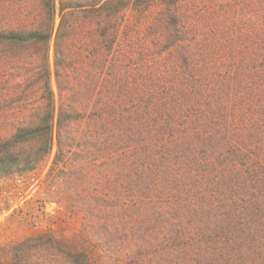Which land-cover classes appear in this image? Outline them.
<instances>
[{"label": "trees", "instance_id": "trees-1", "mask_svg": "<svg viewBox=\"0 0 264 264\" xmlns=\"http://www.w3.org/2000/svg\"><path fill=\"white\" fill-rule=\"evenodd\" d=\"M37 1L43 24L0 31L44 60L38 113L0 137V175L53 153L47 196L82 222L0 264H264V2Z\"/></svg>", "mask_w": 264, "mask_h": 264}, {"label": "rangeland", "instance_id": "rangeland-1", "mask_svg": "<svg viewBox=\"0 0 264 264\" xmlns=\"http://www.w3.org/2000/svg\"><path fill=\"white\" fill-rule=\"evenodd\" d=\"M217 1H219L218 4L221 2H230L227 4L233 6H240L248 3V0H216V2ZM257 1L264 2V0H255V2ZM156 10L157 9L144 15L141 25L137 30L142 31L146 29L148 22L154 18L157 13ZM123 17L125 22L129 24L140 16L127 11L123 14ZM43 19L44 15L37 0H0V31L34 29L44 23ZM58 21L59 18L56 16L54 19V28H56ZM131 40L137 45L139 39L133 36ZM51 46L52 43H50L48 53L50 72L53 70ZM43 67L44 60L42 50L40 49H24L18 52V55L14 56L9 49L0 47V132H2L0 133V137L5 138L6 133L4 128L7 129L6 125L16 122L19 118H28L38 113L36 106H40L41 104V93L38 91V79L36 81L35 77H38ZM51 86L55 93L56 89L53 75H51ZM36 91L37 93H35ZM52 157L53 153H51L49 158L42 160L39 164V177H41L42 180H44V178L46 180V174L51 166ZM45 196V200L49 201L51 204H48L47 210H44V212L43 209L39 207V224L40 222H43V225L46 224L49 226L56 224V229L62 230L61 232L64 234H75L82 222L81 215L72 212V210L63 203L64 205L61 207L62 215L60 216V211L57 209L59 206L58 202L60 203V201H58L59 197L55 188L54 190L50 189L51 197ZM50 211L52 213H50ZM40 234V230L39 233L28 231L27 233L15 232L0 240V251H6L12 245L28 238L39 237ZM1 261L0 252V262Z\"/></svg>", "mask_w": 264, "mask_h": 264}, {"label": "built area", "instance_id": "built-area-1", "mask_svg": "<svg viewBox=\"0 0 264 264\" xmlns=\"http://www.w3.org/2000/svg\"><path fill=\"white\" fill-rule=\"evenodd\" d=\"M40 163L30 171L0 175V240L15 232L39 233L40 230L41 234L59 233L56 224H39V207L44 212L51 204L45 200L47 183L45 178L39 177ZM58 204L61 216L63 204Z\"/></svg>", "mask_w": 264, "mask_h": 264}]
</instances>
